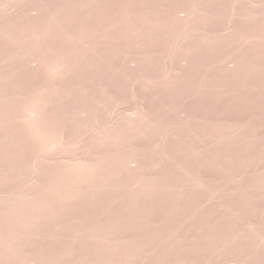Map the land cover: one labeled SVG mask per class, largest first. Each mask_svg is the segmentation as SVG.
Listing matches in <instances>:
<instances>
[{"label": "rangeland", "instance_id": "rangeland-1", "mask_svg": "<svg viewBox=\"0 0 264 264\" xmlns=\"http://www.w3.org/2000/svg\"><path fill=\"white\" fill-rule=\"evenodd\" d=\"M0 264H264V0H0Z\"/></svg>", "mask_w": 264, "mask_h": 264}]
</instances>
